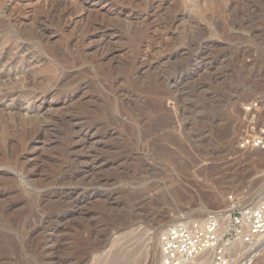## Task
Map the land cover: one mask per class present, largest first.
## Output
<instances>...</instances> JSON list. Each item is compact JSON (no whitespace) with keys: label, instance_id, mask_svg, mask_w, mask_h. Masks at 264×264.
Masks as SVG:
<instances>
[{"label":"rangeland","instance_id":"rangeland-1","mask_svg":"<svg viewBox=\"0 0 264 264\" xmlns=\"http://www.w3.org/2000/svg\"><path fill=\"white\" fill-rule=\"evenodd\" d=\"M261 93L264 0H0V264H155L256 201Z\"/></svg>","mask_w":264,"mask_h":264},{"label":"built area","instance_id":"built-area-1","mask_svg":"<svg viewBox=\"0 0 264 264\" xmlns=\"http://www.w3.org/2000/svg\"><path fill=\"white\" fill-rule=\"evenodd\" d=\"M243 110L248 123L260 115L263 120L257 130L240 137L238 149L264 151V93ZM227 199L230 206L224 210L166 226L158 237L157 264H196L205 256L210 264H254L264 242V198L248 205L235 194Z\"/></svg>","mask_w":264,"mask_h":264},{"label":"bare ground","instance_id":"bare-ground-1","mask_svg":"<svg viewBox=\"0 0 264 264\" xmlns=\"http://www.w3.org/2000/svg\"><path fill=\"white\" fill-rule=\"evenodd\" d=\"M163 122H165V120H163ZM163 122H161L162 123V125H163ZM160 124V123H159ZM158 124V125H159ZM160 127H161V124L159 125ZM158 127V126H157ZM159 128V127H158ZM93 155V154H92ZM96 159V158H95ZM96 163H97V160H96ZM249 175V174H248ZM261 180V179H260ZM256 182V181H255ZM259 183V182H258ZM263 187H264V185H262ZM263 193H264V191H263ZM262 194V193H261ZM258 195V194H257ZM264 197V194H263V196H261V197H259V198H257V200L256 201H252L250 204H254V203H256V202H259L262 198ZM201 208H203V207H201ZM200 208V209H201ZM56 237V236H55ZM158 237L159 236H157V244L155 243V245H157V247L155 246V253H156V258H155V264H156V260H157V262H158ZM58 238H59V236H58ZM57 237H56V239H58ZM58 240H60V239H58ZM58 240H56L57 242H60V241H58ZM155 240V241H156ZM55 241V240H54ZM53 242V241H52ZM62 242V241H61ZM61 244V243H60ZM63 244V243H62ZM52 245V244H51ZM56 246H58V245H56ZM55 246V247H56ZM49 248V247H48ZM55 249V248H54ZM57 249V248H56ZM63 249V248H62ZM46 250H48L47 249V247H46ZM49 250H50V248H49ZM60 250V249H59ZM263 250V252H262V254L260 253L261 251ZM57 251V250H56ZM50 252H51V250H50ZM50 252H47L48 254H50ZM259 253L261 254V256L263 255V253H264V242L262 243V245H261V247H260V250H259ZM56 254V253H55ZM52 255V254H51ZM50 256V255H49ZM53 256V255H52ZM119 256V255H118ZM260 256V257H261ZM116 257V256H115ZM114 257V258H115ZM113 258V257H112ZM111 258V259H112ZM114 258L112 259L113 260V262H111V260H110V264H116V261H118V260H116V261H114ZM122 258V257H121ZM258 258V257H257ZM50 259V258H49ZM51 260V259H50ZM53 260V259H52ZM51 260V261H52ZM124 261V260H123ZM119 262H121V261H119ZM257 262V259H256V261L254 262V263H256ZM153 263V262H152ZM210 264V260L208 259V258H206V256L205 257H201V258H199V259H196V264ZM119 264V263H118ZM122 264V263H121Z\"/></svg>","mask_w":264,"mask_h":264}]
</instances>
